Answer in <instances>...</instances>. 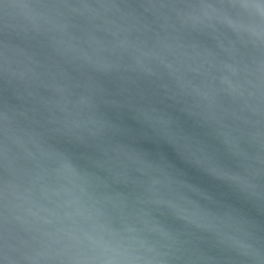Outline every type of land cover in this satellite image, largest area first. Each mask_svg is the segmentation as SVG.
<instances>
[{"label": "water", "instance_id": "95a60500", "mask_svg": "<svg viewBox=\"0 0 264 264\" xmlns=\"http://www.w3.org/2000/svg\"><path fill=\"white\" fill-rule=\"evenodd\" d=\"M0 264H264V0H0Z\"/></svg>", "mask_w": 264, "mask_h": 264}]
</instances>
